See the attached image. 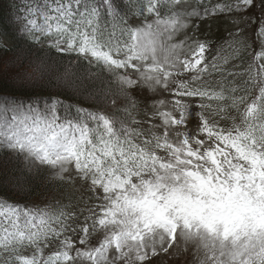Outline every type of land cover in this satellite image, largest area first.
<instances>
[{
  "label": "snow or ice",
  "instance_id": "1",
  "mask_svg": "<svg viewBox=\"0 0 264 264\" xmlns=\"http://www.w3.org/2000/svg\"><path fill=\"white\" fill-rule=\"evenodd\" d=\"M257 6L26 0L16 31L36 54L5 69L31 94L0 91V154L87 198L41 205L0 188V264H264V18L256 49L239 29L215 53L189 35ZM137 92L153 94L143 112Z\"/></svg>",
  "mask_w": 264,
  "mask_h": 264
},
{
  "label": "trees",
  "instance_id": "2",
  "mask_svg": "<svg viewBox=\"0 0 264 264\" xmlns=\"http://www.w3.org/2000/svg\"><path fill=\"white\" fill-rule=\"evenodd\" d=\"M25 2L26 0H0V40L8 48V51H0V57H2L0 59L1 65L6 64V60L9 61L17 57L22 59L24 56L36 54L30 50L28 43L21 39L16 31V17L19 12L24 11L22 5ZM54 59L57 61L67 60L66 57H54ZM63 71L64 65L56 63L52 75L54 77L62 75ZM8 77L0 74V91H3L4 94L15 93L22 95L26 92L31 94L30 85L22 87L23 83ZM35 95L43 96L47 99L49 93L37 90ZM61 99L70 104L78 102V98L73 99L67 93L61 96ZM138 106L140 112H143V107L140 104ZM24 166L23 161L10 159L7 153L0 154V188L3 189L5 196L14 200H21L22 202L26 199L28 203L41 205L52 200H61L65 203L71 201L72 205L79 203L78 193L71 185H61L59 181L51 179L46 169H36L31 172Z\"/></svg>",
  "mask_w": 264,
  "mask_h": 264
},
{
  "label": "rangeland",
  "instance_id": "3",
  "mask_svg": "<svg viewBox=\"0 0 264 264\" xmlns=\"http://www.w3.org/2000/svg\"><path fill=\"white\" fill-rule=\"evenodd\" d=\"M192 1H190L191 3ZM212 4H215L217 0H210ZM261 18H264V7H254L250 11L246 13L244 16H217L215 18H208L206 20L200 21H193V24H198L197 27H193L189 30V35H195L196 38L207 42L211 46L212 53H215L219 50L221 46H225L234 41H229L228 37L230 34H235L237 29L240 30V36L236 39H240L241 41H247L249 44L252 45L253 49H256V44L253 43L254 41V33L256 31V22H258ZM252 21V23H249ZM264 26V25H262ZM221 41V43H220ZM224 41V43H223ZM219 43V44H218ZM245 58L244 64L247 66V63L250 62V56H244ZM8 62V60H6ZM243 62L238 65L241 68ZM5 64H0V74L9 76L8 78L15 79L16 73L15 71L6 70ZM23 71L24 69H20ZM17 80V79H15ZM20 83L23 81L17 80ZM155 96L159 99H166L163 94L156 93ZM136 101L140 104L144 110L148 109L151 104L153 103V94H148L144 92H137L136 93ZM143 110V111H144ZM190 129L195 128V122L189 124ZM24 167H26L31 172H34L36 167L32 166L30 163L24 162ZM47 173L50 174V170L46 169ZM71 187L78 193V202H80L81 197L87 198L86 190L84 187L81 186L79 181H74L71 184ZM156 264H162L161 261H156ZM163 264H185V257H177L173 258L170 261H164Z\"/></svg>",
  "mask_w": 264,
  "mask_h": 264
}]
</instances>
